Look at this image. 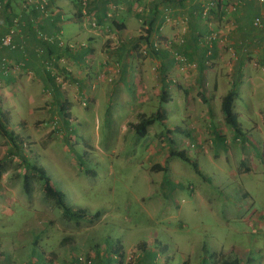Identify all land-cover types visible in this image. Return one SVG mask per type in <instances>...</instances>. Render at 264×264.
<instances>
[{
	"label": "rangeland",
	"instance_id": "obj_1",
	"mask_svg": "<svg viewBox=\"0 0 264 264\" xmlns=\"http://www.w3.org/2000/svg\"><path fill=\"white\" fill-rule=\"evenodd\" d=\"M19 1L12 3V10ZM226 13H214L207 20L214 24L207 25L205 34H197L204 75H198V60L190 58L186 46L190 21L176 24L179 34L172 36L165 35L164 27L154 29L150 41L160 42L159 51L167 52L166 59H173L176 69L167 72L158 60H149L146 70L152 78L159 74L168 80L177 91L163 103L165 122L157 120L145 136L138 135L131 123L158 109L163 88L157 77L145 102H138L131 81L116 91L119 98L105 92L96 103L88 96L99 91L100 84L107 88L114 84L119 64L110 75L101 69L92 73L94 81L83 92L71 89L61 60L56 59L50 73L38 57L51 85L45 87L27 61L6 56L13 68L6 76L12 79L0 88L7 128L22 140L29 162L43 167L69 204L85 208L89 215L78 223L67 220L45 197L44 181L26 169L19 152L0 133V264H29L31 259L36 264H77L80 255L92 262L106 261L112 256L110 244L125 251L112 264H135L144 248L159 253L156 264H225L234 259L238 264H264L263 49L235 47ZM137 29L132 38L115 34L114 41L104 43L106 52L117 50L120 38L124 43L131 40L129 58L136 56L133 62L140 63L138 57L149 56L152 47L144 39L146 28ZM212 32L217 38L209 47L205 37ZM27 48L25 42L21 53L28 58ZM175 52L185 61L178 62ZM42 57L52 60L56 55ZM219 76L229 81L220 87L221 93ZM233 83H238L234 110L245 132L242 139H237L221 108L224 90ZM170 148L185 151L191 162L169 157ZM25 174L31 176L29 194Z\"/></svg>",
	"mask_w": 264,
	"mask_h": 264
},
{
	"label": "crops",
	"instance_id": "obj_2",
	"mask_svg": "<svg viewBox=\"0 0 264 264\" xmlns=\"http://www.w3.org/2000/svg\"><path fill=\"white\" fill-rule=\"evenodd\" d=\"M80 1L81 0H49L51 9L55 10L57 14L51 19L36 20L37 26L43 30L44 33L51 34V36L57 33L61 34L63 38L66 39L64 40L68 45L74 44L72 48L67 47L65 50H61L56 42L46 44L37 38L33 28L27 26V28H24V34H26L25 42L28 44L27 53L29 57L23 56V52L0 48V59L3 56H8L10 59L14 58L19 61H27V65L31 66V70L34 71L33 74L35 78H37V81L40 82V85L45 87L48 85L51 86L48 83L46 74H43L44 72L40 67L39 58L35 51L36 48L43 47L44 53H47V55L51 56L55 54L56 59L60 58L61 64L64 65V68H61V70H67V76L72 86L71 89L75 88L83 92L88 91L90 82L94 81L92 73H97L98 69H101L106 70L110 75L114 71V64L117 63L122 68L119 74L114 75L119 78L114 84L109 85V88H107V85L103 86L100 84V90L88 96L92 98L94 102L97 103L99 95H104L105 92H107L106 95L109 97L116 96L119 98L116 91H121L127 83L131 85V81H135V84L132 86L135 88V91L139 93L138 102H141L140 100L145 102L147 98L149 99V91L152 90L151 85L156 77L159 79L158 84L160 88H163V90L169 93L171 101L173 99L172 93L177 91L175 85L169 84L167 82L168 80L166 81L159 74L155 78H152L150 71L148 72V70H146L149 60H153L154 62L158 60L161 66L164 65V69L166 66L167 72H173L172 70L176 69V65L173 59L171 61L166 59L167 52L163 51V53H159L158 55L150 54L142 58L138 57L141 62L134 63L133 61H136L137 57L129 58V56L132 57L133 55L132 50L129 49L131 40L125 39L126 42L124 43V40L120 38V40H122L121 46L119 48L116 46L117 50L109 52H106L104 43L106 41L108 43L114 41L115 34L118 35L117 37L120 35V37L132 38L133 35L138 33L139 29L137 28H148L150 26L148 21H151L153 24V30L164 27L167 31L165 35L168 36L179 34V29L175 26L176 24H185L190 21V26L188 25L187 30H185L186 34H184L187 41L186 46L190 58L198 60V75H201L202 71H204L201 68L199 69V65H203V56L201 54L203 48H201L198 43L197 34L199 32L202 33V35L205 34L209 30L207 25L214 24V21L211 24L210 21L201 17L199 3L195 4L191 0H92L89 2L88 12L92 11L97 17L98 23L101 24V28L96 29L91 25H87V20L85 16L83 17L81 12ZM62 3L65 4L66 8ZM222 3L227 8L225 12H227L226 14L228 15V27L232 29L231 37L233 45L237 48L243 44L249 45V47L257 46V48H262L261 56L263 59L262 62H264V4L244 0H222ZM234 4L237 5L236 10H232V5ZM165 7H170L172 9V14L175 19L174 22H172V25H174L173 27L169 26L166 28L167 25L165 24L167 23L163 22L162 13ZM18 10H20L19 7H15L13 11L19 13ZM219 15L222 16L221 13H219ZM34 16H36V14H34ZM258 16L262 18L263 23L261 26L254 25V19ZM9 24V16L6 13L4 15L0 12V33L5 32ZM114 43L117 45L116 42ZM105 63H107L106 67ZM181 77L182 74H180V78ZM1 78L0 74V79ZM11 79L12 78H4L3 84L4 82H9ZM154 81L156 83L157 79ZM228 82V80L219 76L218 88L220 93L223 90V88L220 89V87ZM224 92L225 94L228 92L227 88H225Z\"/></svg>",
	"mask_w": 264,
	"mask_h": 264
},
{
	"label": "trees",
	"instance_id": "obj_3",
	"mask_svg": "<svg viewBox=\"0 0 264 264\" xmlns=\"http://www.w3.org/2000/svg\"><path fill=\"white\" fill-rule=\"evenodd\" d=\"M15 1L16 0H8L7 1L8 6H12V3ZM200 10H201V8H200ZM155 15H154V17H155ZM148 23L150 26L148 28H146L147 34L145 36L146 38H144V39L152 47L151 48L152 49L151 54L158 55L159 53H163V51H159L158 49H155L153 47V42L150 41V37L155 30H153V27H152L153 24L151 23V21H148ZM35 34H36V32H35ZM0 74H1V71H0ZM1 77H2V74H1ZM237 85H238V83H233V86L231 87V89L225 94V96L222 100V103H221V108H222V112H223V115H224L226 121L234 130V133H235V136L237 137V139H242L245 136V132L243 130L241 122L239 121L238 114L234 110V100H235V96H236L235 89H236ZM169 101H170L169 93L166 90H162V92L159 95V107L156 110V112H154L150 115H145V116L141 117V119L137 123H131L135 132L140 136H145V135H147L148 128L152 124H154L157 120L161 121L162 123L165 122V120L167 118L166 117L167 111L163 107V103H166ZM60 108L62 110L64 108V106L61 105ZM7 120H8V116L0 108V133H2L5 137H7L11 141L10 143L16 148L17 152H19L20 157H21V161L25 164L26 169L36 173L38 175V177L44 181V195H45V197L53 200V202L59 208L62 209L63 216L67 220L75 221L78 223L79 221L85 219L89 215V212L85 208H82V207L74 208L72 205H70L64 191L54 187V185L52 183V179L47 174L45 169L43 167L39 166L38 164L29 162L27 157L24 156L22 148H21L22 147V140H20L18 138V136H16V134L13 131H11L7 128V126H6ZM168 132L170 133L171 130H168ZM221 140H223V139H221ZM174 156L180 157L186 161L191 162L190 158L187 156L185 151H178V150H174V149L170 148L169 149V157H174ZM192 165L194 166V168L197 172H200L197 162L192 161ZM157 167L160 170L165 169V167H163V166L157 165ZM30 177L31 176L29 174L24 175V188H25L26 193H28V194L31 192ZM110 249H111L110 252L112 253V256H107L106 261L96 260L95 262H92V264H112L115 262L116 259L122 258L124 256L125 251L123 250V246H117V245L114 246V245L110 244ZM158 256H159V253L156 250L144 248L142 250V253H140V255L138 256L136 263L135 262L134 263L135 264H156ZM210 257L214 259L215 254L211 253ZM204 263L206 264V261ZM29 264H36V263H35V261L33 262V260L31 259ZM181 264H188V262L185 261ZM225 264H238V259H234L231 262L225 263Z\"/></svg>",
	"mask_w": 264,
	"mask_h": 264
},
{
	"label": "built area",
	"instance_id": "obj_4",
	"mask_svg": "<svg viewBox=\"0 0 264 264\" xmlns=\"http://www.w3.org/2000/svg\"><path fill=\"white\" fill-rule=\"evenodd\" d=\"M8 0H0V10L5 11V13L10 18V24L5 32L0 33V48L3 49H9L11 51H19V52H25V40H23V34H24V28L27 26V24H30L36 34L37 37L43 41L44 43L52 44L55 43L59 47L72 48L73 45H66L65 42L62 40V35L57 33L54 35H48L44 33L38 26L36 20H42V19H51L54 17L57 13L56 11H53L51 7L49 6V0H20L18 3L20 13H15L12 10V6H8L7 3ZM197 3L200 4V14L201 17L205 20H209L214 13L220 10H226L227 8L223 5L222 0H195ZM249 2H257L260 4H264V0H244ZM88 0H81V12L83 14V17L85 16L86 20L88 21V24L91 25L93 28H101V24L98 23L97 17L93 13L88 12ZM237 5H232V10H236ZM32 14H37V18H34ZM162 19L165 23H172L174 22V17L172 14V9L170 7H165L164 12L162 13ZM262 19L261 17H256L254 19V25L255 26H261L262 25ZM216 33H211L209 36L205 37V42L208 44L209 47L216 41ZM116 47V46H115ZM153 47L155 49L159 50L160 42L158 40H155L153 42ZM36 54L41 60L42 66L47 70L48 72H52V66L53 63L56 61V58H53L52 60H48L42 57L44 53L43 47L36 48ZM174 58L180 62L185 61L186 57L182 55L181 53L175 52ZM59 61L60 58H57ZM0 71L2 74V77L0 79V88L3 85L4 78L13 71L12 66H10L9 61L6 56H3L0 59ZM77 264H92V259L89 256H78L77 257Z\"/></svg>",
	"mask_w": 264,
	"mask_h": 264
}]
</instances>
